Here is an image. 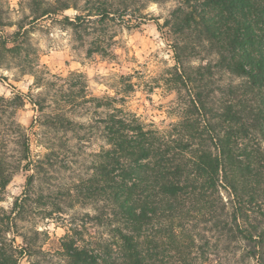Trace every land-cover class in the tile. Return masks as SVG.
<instances>
[{"label":"trees","instance_id":"obj_1","mask_svg":"<svg viewBox=\"0 0 264 264\" xmlns=\"http://www.w3.org/2000/svg\"><path fill=\"white\" fill-rule=\"evenodd\" d=\"M167 1L26 0L28 23L14 24L11 48L0 43V68L2 54L20 56L16 42L33 24L58 16L73 43L110 57L119 31L139 29L153 20L150 5ZM69 10L73 17L64 15ZM157 27L171 38L174 59L163 83L175 93L176 122L165 129L145 126L113 107L114 99L89 97L80 73H70L73 83L49 113L45 100L29 98L39 113L34 123L54 133L83 129L67 116L78 100L110 110L94 121L105 146L92 175L63 195L51 191L49 171L63 169L57 162L64 155L47 142L48 153L33 160L28 129L11 121L23 98L0 97V121L9 123L0 129V203L12 177L29 173L11 208L0 207V264L41 253L35 247L41 233L32 230V238L18 222L61 216L65 201L94 207L61 239L56 264H264V0H176ZM193 59L201 63L192 66ZM31 75L39 88L42 79ZM9 142L13 161L4 156ZM85 225L96 234L86 230L84 238Z\"/></svg>","mask_w":264,"mask_h":264},{"label":"rangeland","instance_id":"obj_2","mask_svg":"<svg viewBox=\"0 0 264 264\" xmlns=\"http://www.w3.org/2000/svg\"><path fill=\"white\" fill-rule=\"evenodd\" d=\"M175 5L176 0L150 5L147 13L153 20L147 21L137 30L119 31L110 57L89 55V45L73 43L70 31L61 28L55 20L61 19L60 16L33 24L30 33L16 42L21 49L19 57L2 54L0 97L11 99L20 94L23 98V107L12 112L11 121L28 129L31 158L36 160L48 153V143L54 144L56 152L64 155L63 162H57L63 165V169L49 171L51 191L60 188L63 195L71 185L77 184V180L87 179L92 175L94 156L105 146L100 126L94 121L108 115L110 110H95L92 103L85 104L78 100L79 106L74 109L75 114L67 116L84 125L83 129L54 133L34 123L39 113L29 103V98L36 103L45 100L49 106L45 111L49 113L55 108L51 101H59L73 83L72 80L68 81L70 73H80L84 77L89 97L114 99L116 103L113 107L135 115L147 127L152 125L163 130L175 123L172 109L176 96L163 83L166 71L174 66L172 42L165 30L159 31L157 27V23L161 25ZM74 14L72 10L64 13L69 17ZM27 16L26 0H0V21L7 25L0 27V43L8 41L6 47L11 48V35L17 29L14 24H27ZM190 63L197 66L201 62L193 59ZM31 72L42 79L39 88L35 85ZM47 83L53 85L45 86ZM8 124V119L3 118L0 129L6 131ZM3 149L7 161H13L17 156L16 148L10 142ZM28 174L20 170L12 177L1 196L0 207L5 210L11 208L15 198L23 193ZM46 187L48 186H42L45 193ZM73 205L65 201L63 207H69L63 208L64 214L54 215L52 219L44 220L40 215H35L18 222L20 230L27 235H32L34 229L41 233L36 239L35 247L42 252L30 258L22 256L21 264H56L52 255L59 249L61 239L75 224H82L85 214L93 213L94 206L90 202ZM86 230L92 236L97 232L91 225H85L84 238ZM16 245H22L19 237H16Z\"/></svg>","mask_w":264,"mask_h":264}]
</instances>
